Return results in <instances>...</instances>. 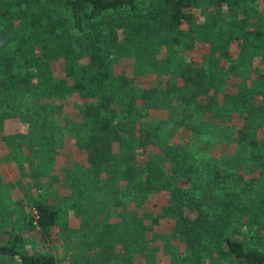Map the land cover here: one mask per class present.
Segmentation results:
<instances>
[{
  "label": "trees",
  "instance_id": "16d2710c",
  "mask_svg": "<svg viewBox=\"0 0 264 264\" xmlns=\"http://www.w3.org/2000/svg\"><path fill=\"white\" fill-rule=\"evenodd\" d=\"M10 121L12 152L58 171L79 216L86 193L120 209L70 264H264V0H0ZM24 176L0 264H55L23 248L22 228L51 241L59 220L33 195L47 175Z\"/></svg>",
  "mask_w": 264,
  "mask_h": 264
},
{
  "label": "rangeland",
  "instance_id": "374dc122",
  "mask_svg": "<svg viewBox=\"0 0 264 264\" xmlns=\"http://www.w3.org/2000/svg\"><path fill=\"white\" fill-rule=\"evenodd\" d=\"M198 23H201V20L198 21ZM159 47L161 49L162 46ZM195 51L199 52L198 48H196ZM169 58H172L171 55L169 56ZM121 62L122 64H124L126 60H122ZM156 73L150 74L146 78V80L142 78L141 80L153 84L156 80ZM15 128H18V123L15 121H10L3 126L0 122V232L7 226L8 222L11 223L13 219L19 218L21 216V203L25 199V195L23 192V180L25 179L24 175H31L33 173L36 174L38 172H41L46 174L47 178L49 179L43 181L41 184L44 185H40V187L38 185V180H40L39 178L35 177L36 179H32L33 181L30 180L31 184L32 182L35 183V186L32 185L33 195L35 198H37L38 195H44L45 193H49L50 191L53 192L56 202V208L59 211V220L57 225L53 228L51 241L44 242L40 239L39 236L33 234L31 229L22 228L20 232L21 235L24 236L23 248H25V250L28 252L46 251L54 256L55 264H70V260L74 253H94V250L90 247V245H88L89 240L92 243L93 234L91 233V227L97 224L98 219L103 221V219L101 218V214L104 209L106 210V225L108 227L113 226V224L118 221V215H115V217L113 218L112 215L115 213H119L120 209L115 208L111 203L107 204L106 207L103 208L101 201L91 202L90 204H88V201L86 203V200L89 195H87L86 193V195L84 196V199L86 200L81 201L82 203H85L84 208L86 209V215L79 216L78 214L80 210H78V202L74 201L70 197L72 196L73 192H68V189L64 187L62 182H58L57 179L63 178L58 171H53V169L50 168L51 166H48L49 169H47L44 164L43 167H41L40 165H35L32 162H29L30 165L28 163H23L24 161L20 157L22 156V154L18 156L19 153L12 152V150L14 149L19 150V148L14 147L17 142L13 141L14 145L10 146L9 144H12V142H10L11 137H8L9 139L5 140L3 139V135L7 131H10L12 133ZM62 129V127H59V130ZM62 132H64V130ZM5 136H10V134ZM19 152H22V146L20 147ZM49 185L52 186L47 188ZM132 202L133 200L130 198L126 203L132 204ZM95 212H97V216L95 215ZM25 213L30 216L35 215V211H33L29 206L25 208ZM6 218L8 220L4 221ZM120 227L121 226H119V229ZM116 232L120 233V230H116ZM247 235L249 244L255 246L259 245L256 237L253 236L252 233ZM98 237L99 239H101L99 233ZM261 243V246H264V243ZM135 260H138V257H136ZM4 264H8V262L5 261Z\"/></svg>",
  "mask_w": 264,
  "mask_h": 264
}]
</instances>
